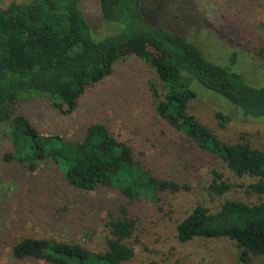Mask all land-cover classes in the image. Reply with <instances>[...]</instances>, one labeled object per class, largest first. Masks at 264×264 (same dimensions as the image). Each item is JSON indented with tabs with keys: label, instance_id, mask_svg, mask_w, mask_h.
<instances>
[{
	"label": "rangeland",
	"instance_id": "1",
	"mask_svg": "<svg viewBox=\"0 0 264 264\" xmlns=\"http://www.w3.org/2000/svg\"><path fill=\"white\" fill-rule=\"evenodd\" d=\"M0 0V8L12 2ZM142 12L153 25L171 28L195 43L211 61L228 66L236 53L234 71L254 86H264V0H142ZM145 6V7H144ZM82 9L96 40L116 33V23L104 20L100 0H82ZM147 15V16H146ZM148 19V20H149ZM196 97L188 111L229 143L247 141L264 151V117L244 115L225 96L204 87L185 73ZM164 92L165 83L144 59L130 55L115 62L113 72L90 86L78 109L65 115L48 95H33L12 105V115L30 119L42 136L58 135L67 141L82 140L87 128L104 124L134 150L151 173L159 178L186 183L189 190L158 192L131 199L118 188L80 190L68 183L52 159L31 165L22 162L24 142L8 137V123L0 125V264H49L41 259H17L13 247L27 237L81 243L94 251L106 248L110 215L135 219V249L126 264H264V256L250 262L229 239H177V225L196 206L218 211L226 199L247 203L264 201L263 194L247 192L242 183L253 178L236 176L212 152L201 149L157 113L154 89ZM217 113L229 116L224 122ZM223 124L225 125L224 127ZM212 170L222 171L234 185L223 196L207 187Z\"/></svg>",
	"mask_w": 264,
	"mask_h": 264
},
{
	"label": "trees",
	"instance_id": "2",
	"mask_svg": "<svg viewBox=\"0 0 264 264\" xmlns=\"http://www.w3.org/2000/svg\"><path fill=\"white\" fill-rule=\"evenodd\" d=\"M142 3L100 0L104 20L118 24L116 33L100 40L93 36L82 0H31L0 8V125L9 124L8 137L14 143L24 142L27 149L22 162L36 170L40 162L52 159L75 188L116 187L131 199L189 190L186 183L153 175L135 158L132 146L104 124L89 126L82 140L72 142L58 135L42 136L29 118L12 115V105L33 95H48L56 109L70 115L90 86L112 74L116 61L136 55L151 64L165 83L163 93L154 89L158 115L201 149L219 156L236 176L253 178L241 184L247 192L264 195V151L244 140H220L189 113L196 92L185 73L254 118L264 117V86L247 83L232 69L236 53L228 66L215 63L183 34L153 25L144 16ZM217 117L224 122L229 119L222 113ZM211 174L210 194L223 196L232 190L234 185L222 171ZM121 211L123 216H109L110 235L103 251L78 242L27 237L13 247V256L49 264H126L135 256L127 240L134 234L136 221L127 216L125 206ZM176 230L181 243L196 238L229 239L239 249V258L250 262L253 256H264V201L226 199L216 212L198 205Z\"/></svg>",
	"mask_w": 264,
	"mask_h": 264
}]
</instances>
